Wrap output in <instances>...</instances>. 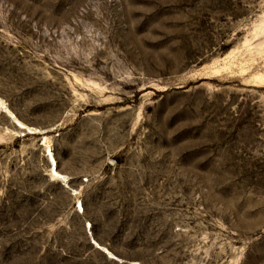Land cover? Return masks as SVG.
Wrapping results in <instances>:
<instances>
[{
    "label": "rangeland",
    "instance_id": "374dc122",
    "mask_svg": "<svg viewBox=\"0 0 264 264\" xmlns=\"http://www.w3.org/2000/svg\"><path fill=\"white\" fill-rule=\"evenodd\" d=\"M0 98V264H264V0H0Z\"/></svg>",
    "mask_w": 264,
    "mask_h": 264
},
{
    "label": "bare ground",
    "instance_id": "6f19581e",
    "mask_svg": "<svg viewBox=\"0 0 264 264\" xmlns=\"http://www.w3.org/2000/svg\"><path fill=\"white\" fill-rule=\"evenodd\" d=\"M0 106L4 110V112L8 115V117L13 121V123L22 131L28 133H36L39 131L38 128L31 127L22 120H20L1 98H0ZM14 120H16L18 123H16V121ZM45 151H46V156L50 161V169H49L50 175L58 179H63L67 183L68 177L59 171L57 161L52 152V147L50 145H46ZM79 206L80 208H83L82 203H80Z\"/></svg>",
    "mask_w": 264,
    "mask_h": 264
},
{
    "label": "water",
    "instance_id": "95a60500",
    "mask_svg": "<svg viewBox=\"0 0 264 264\" xmlns=\"http://www.w3.org/2000/svg\"><path fill=\"white\" fill-rule=\"evenodd\" d=\"M14 121H16V120H14ZM16 123H18V122L16 121Z\"/></svg>",
    "mask_w": 264,
    "mask_h": 264
}]
</instances>
